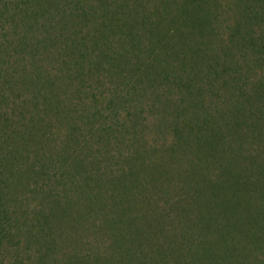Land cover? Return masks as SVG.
<instances>
[{
    "label": "trees",
    "instance_id": "16d2710c",
    "mask_svg": "<svg viewBox=\"0 0 264 264\" xmlns=\"http://www.w3.org/2000/svg\"><path fill=\"white\" fill-rule=\"evenodd\" d=\"M0 264H264V0H0Z\"/></svg>",
    "mask_w": 264,
    "mask_h": 264
}]
</instances>
